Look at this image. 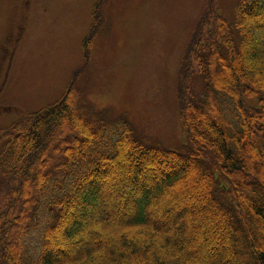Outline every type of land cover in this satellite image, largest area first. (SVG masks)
<instances>
[{
    "label": "trees",
    "instance_id": "obj_1",
    "mask_svg": "<svg viewBox=\"0 0 264 264\" xmlns=\"http://www.w3.org/2000/svg\"><path fill=\"white\" fill-rule=\"evenodd\" d=\"M205 9L177 78L180 151L74 102V82L1 132L0 264H264V0H237L236 39ZM183 180L217 220L205 247L222 251L209 262L184 253L196 199L170 193Z\"/></svg>",
    "mask_w": 264,
    "mask_h": 264
},
{
    "label": "rangeland",
    "instance_id": "obj_2",
    "mask_svg": "<svg viewBox=\"0 0 264 264\" xmlns=\"http://www.w3.org/2000/svg\"><path fill=\"white\" fill-rule=\"evenodd\" d=\"M236 2L0 0V54L4 46L10 48L11 40L20 38L6 89L0 95V134L13 119L58 100L74 82V102L82 99L110 122L126 120L148 144L180 151L186 140L177 104L183 57L208 5L226 18L237 38L232 25ZM222 70L229 75L231 68L224 65ZM193 74L195 90L201 91L202 79L194 70ZM248 103L255 104L253 99ZM196 121L203 130L204 122ZM22 134L27 137L26 131ZM261 162L252 159V167ZM196 182L183 180L170 193L177 188L195 197L191 204L195 217L187 222L192 230L186 236L184 253L209 262L222 249L205 247L206 233L217 220L205 213L208 204ZM174 226L161 228L173 230Z\"/></svg>",
    "mask_w": 264,
    "mask_h": 264
},
{
    "label": "flooded vegetation",
    "instance_id": "obj_3",
    "mask_svg": "<svg viewBox=\"0 0 264 264\" xmlns=\"http://www.w3.org/2000/svg\"><path fill=\"white\" fill-rule=\"evenodd\" d=\"M20 42V38L16 37L14 40L9 42L10 48L8 46H4L3 50L4 53L0 54V95L5 91L9 75H10V68L12 65V59L15 57V53L17 51V46ZM11 60H9V56ZM1 111V110H0ZM2 115V111L0 112ZM4 114V113H3ZM3 116V115H2Z\"/></svg>",
    "mask_w": 264,
    "mask_h": 264
},
{
    "label": "bare ground",
    "instance_id": "obj_4",
    "mask_svg": "<svg viewBox=\"0 0 264 264\" xmlns=\"http://www.w3.org/2000/svg\"><path fill=\"white\" fill-rule=\"evenodd\" d=\"M207 233H208V231H207Z\"/></svg>",
    "mask_w": 264,
    "mask_h": 264
}]
</instances>
